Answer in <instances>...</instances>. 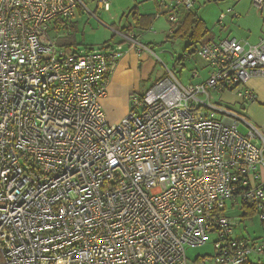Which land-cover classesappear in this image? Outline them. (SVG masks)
I'll return each instance as SVG.
<instances>
[{
  "label": "built area",
  "instance_id": "2783aa9c",
  "mask_svg": "<svg viewBox=\"0 0 264 264\" xmlns=\"http://www.w3.org/2000/svg\"><path fill=\"white\" fill-rule=\"evenodd\" d=\"M86 1L0 0V264H189L186 250L210 235L214 253L191 264H252L262 247L235 235L228 207L264 223V139L209 100L218 90L254 101L245 85L264 77V33L210 39L197 49L205 82L168 71L111 124L100 101L120 47L67 50L50 36ZM161 4L171 25L195 1Z\"/></svg>",
  "mask_w": 264,
  "mask_h": 264
},
{
  "label": "crops",
  "instance_id": "0c3cea01",
  "mask_svg": "<svg viewBox=\"0 0 264 264\" xmlns=\"http://www.w3.org/2000/svg\"><path fill=\"white\" fill-rule=\"evenodd\" d=\"M96 1L97 0H89L84 2L86 4L87 10L78 8L72 18L68 20V27L55 26L52 31H55L57 34V36L54 37L56 42L59 38H64L67 35L72 37L69 42L74 44L71 49L75 50V46H77V42L75 40V35H77V29H75L77 26L76 21L77 18L80 17L79 15L84 13L83 11L88 13L91 12L87 5H90L92 9L98 12V14H101L105 17L106 22H104L105 25L103 26L102 30L103 43L100 46H108L112 48L120 47V53H123L118 59L116 65H114L115 68L111 73L104 91L105 95L100 101L106 120L109 123L114 124L119 122L123 116L129 113L132 99L142 97L152 84V81H150L149 77L151 75L152 69L155 67V60L150 55V51L152 50L150 45L157 43L158 41L161 43L165 42V40L168 39V35H171L172 33L169 34L171 27L167 31V26L165 25L164 20L159 18V16L165 14L163 12L165 9L161 4V0H108L109 10L107 12L98 9L95 3ZM194 1L195 4L199 2V0ZM248 9L249 11L245 13L247 18L250 17V12L254 11L253 15L255 16V19L258 18L262 22L259 24V33H257L258 37L260 38L264 33V21L262 17L264 4L263 8H261V11L256 8V10L252 9V6H250ZM131 11L140 16L141 19L136 22L135 19H133L132 14H130ZM232 15H229V18H238L239 16V14L236 12L233 16ZM152 18L154 19L153 21H151ZM224 20H226L225 17ZM221 23V32L227 35V33L230 32V29L227 27V25H225V23ZM151 25L153 26L154 31H152ZM137 27L143 30H139ZM124 29L128 33L126 35L133 34L136 36L137 40L143 46H145L149 52L142 50L139 53H136L137 51L131 49L129 45L124 40H122L123 38L121 35H125V33L122 32ZM230 34L228 35L229 38L242 40L238 38L240 35L231 36ZM108 39H110V41H108ZM187 45V42L184 43V48H186ZM204 67L207 68L206 66ZM208 72L209 71L207 68V74ZM207 74H205L206 76H202L198 72V78L194 79L191 77L192 81H190L189 84H199L205 82V80L208 78ZM156 81L157 80H154L153 84ZM245 87L247 90L252 91V93L255 95L254 101L247 102L241 97H238L236 92H221L218 90H213L211 93H216L219 95V101L223 102L224 105L222 106L225 110H229L231 113H236L241 118H243L244 121L238 124V129L242 124L244 125L245 131L247 132L248 125H251L260 133V137L264 139V77H254L249 79ZM212 105L214 107H220V105ZM261 226L264 228V223H261ZM252 240L257 242L262 247V252L255 255V259L260 262V260H262L261 257L264 255V238L262 240L258 237Z\"/></svg>",
  "mask_w": 264,
  "mask_h": 264
},
{
  "label": "rangeland",
  "instance_id": "374dc122",
  "mask_svg": "<svg viewBox=\"0 0 264 264\" xmlns=\"http://www.w3.org/2000/svg\"><path fill=\"white\" fill-rule=\"evenodd\" d=\"M87 6L91 12L89 11L90 13H88L83 11L84 13L79 15L80 17L77 18V26L75 28L77 29V35H75L77 46H75V48L82 51L85 49L88 50L90 47L97 48L98 45V48L103 47L100 45L103 43L102 30L103 26L105 25L104 22H106L104 16L98 14V12L92 9L90 5ZM250 6H252V9L256 10V7L253 5L251 0H199V2L195 4L194 9L190 12L195 13L203 21L204 26L201 31H206L204 39H212L213 37L215 39H224L231 33V36L240 35L238 36L239 39H242L249 44H254L259 39L257 35V33H259L258 27L262 22L258 18L255 19V16L253 15L254 11L250 12L251 14L249 18L245 16V13L249 11L248 8H250ZM227 9L231 10L230 14L226 13ZM178 12L179 13L176 15V21L182 14L181 11ZM235 12L239 14L238 18H229V15H234ZM221 14H225L226 20H224L223 23H225V25H227V27L230 29V32H228L227 35L221 32V25L217 23ZM262 15L264 21V10ZM159 18L164 20L168 31L171 25H169L167 17L162 15L159 16ZM152 25L151 28L152 31H154ZM50 36L56 37L57 34L55 31H50ZM108 41H110V39H108ZM186 42L187 41H184L180 38H172L166 39L165 42L162 43L158 41L157 43L150 45L152 49L150 51V55L155 60V67L152 69L151 75L149 77L150 81H152V84L154 80L167 78L169 75L168 71H170L173 74V77H175L183 85H187L190 83V81H192L191 74L195 71H198L202 76L207 74V68L204 67L205 65L203 60H201L197 55L187 56V51H184V43ZM210 97L211 98L209 101L212 104L220 105L219 108L224 109L222 106L224 104L223 102L219 101L218 94L210 92ZM209 111L210 113L215 114V118L223 117V115L217 111ZM239 131L244 134L246 133L244 125L241 124ZM228 211L230 213L229 216L231 217L232 222L236 224V226L233 228L236 236L240 238H247L249 240L259 237L263 240L264 228L261 226V222L256 215L249 219H242L241 214L246 213V209L236 208L235 210L228 207ZM214 240L215 237L210 235L209 241H207V244L203 247L188 248L186 250L188 263L191 264L194 258L197 256L212 255L214 253ZM251 258L252 264H264V255L261 257L262 260H260V262L255 259V256Z\"/></svg>",
  "mask_w": 264,
  "mask_h": 264
},
{
  "label": "trees",
  "instance_id": "16d2710c",
  "mask_svg": "<svg viewBox=\"0 0 264 264\" xmlns=\"http://www.w3.org/2000/svg\"><path fill=\"white\" fill-rule=\"evenodd\" d=\"M181 13L182 14L179 16L176 23L171 24L170 27L172 29V34L168 35L167 38L168 39L180 38L184 41H187L188 45L184 49V51H187V56L188 55H197V52H198L197 49H199L201 46H203L205 43H207L210 39L209 38L204 39L205 38L204 35H206V31H203V32L201 31L203 29V26H204L203 21L195 13H192L190 11L188 12L185 10H182ZM130 14H132L133 19H135L136 22L141 19L140 16H138L137 14H135L132 11L130 12ZM153 20L154 19L152 18L151 21H153ZM137 29L143 30V29L138 28V27H137ZM122 32H124L125 35L128 34L125 29ZM71 36H73V35H71ZM68 37H69V35H67L64 38H59L58 42H56L58 47L70 50L74 44L69 42L72 37H69V38ZM244 209H246L247 211H246V213L241 214L242 219L252 218L256 214L255 210H253V209L246 208V207Z\"/></svg>",
  "mask_w": 264,
  "mask_h": 264
}]
</instances>
